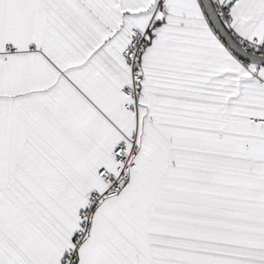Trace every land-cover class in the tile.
Here are the masks:
<instances>
[{
  "label": "snow or ice",
  "instance_id": "obj_1",
  "mask_svg": "<svg viewBox=\"0 0 264 264\" xmlns=\"http://www.w3.org/2000/svg\"><path fill=\"white\" fill-rule=\"evenodd\" d=\"M0 264H264V0H0Z\"/></svg>",
  "mask_w": 264,
  "mask_h": 264
}]
</instances>
